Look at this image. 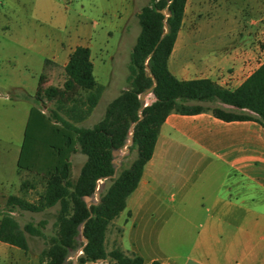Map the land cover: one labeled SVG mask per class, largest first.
<instances>
[{
	"label": "trees",
	"instance_id": "1",
	"mask_svg": "<svg viewBox=\"0 0 264 264\" xmlns=\"http://www.w3.org/2000/svg\"><path fill=\"white\" fill-rule=\"evenodd\" d=\"M185 3L150 0L136 13L139 32L129 53L127 86L107 103L93 125H78L91 113L103 90L94 77L88 46L76 45L68 54L61 87L42 88L40 77L33 95L21 94L32 104L16 166L38 175L44 189L36 202L14 194L7 196L6 208L0 209V241L26 251V233L42 235L31 223L20 226L10 208L38 212L58 204L57 231L39 253V264H73L70 256L78 247L81 253L74 264L106 258L113 264H143L140 255L127 254L118 246L106 251L105 232L137 187L167 115L209 113L225 122L251 120L264 128V61L235 88L207 77L179 79L169 70L168 57L181 27ZM158 9H166L168 15ZM165 26L167 30L160 38ZM153 82V94H148L154 100L141 105L139 94ZM45 100L53 101L54 106L47 107ZM124 146L134 151V156L115 174L112 151ZM77 149L86 158L72 182L70 156ZM28 184L32 187L24 181L22 188ZM85 196L92 200L89 205ZM80 234L85 241L78 240Z\"/></svg>",
	"mask_w": 264,
	"mask_h": 264
},
{
	"label": "rangeland",
	"instance_id": "2",
	"mask_svg": "<svg viewBox=\"0 0 264 264\" xmlns=\"http://www.w3.org/2000/svg\"><path fill=\"white\" fill-rule=\"evenodd\" d=\"M149 2L0 0V209L6 208V198L10 194L36 202L44 189V181L38 175L16 166L26 117L32 104L17 98V93L34 94L40 77L42 88L61 86L69 52L76 45L88 46L94 77L104 90L91 113L78 125H93L102 117L107 103L127 86L129 53L139 32L136 13ZM179 32L176 49L192 46L188 48L190 56L206 47L218 52L234 46L251 50L253 58L246 73L252 72L264 61V0L256 3L215 0L205 4L188 0ZM20 84H23L21 88L11 87ZM225 85L229 88L234 86L230 82ZM153 98L149 99V94L145 96L146 102ZM45 103L47 107L54 106L53 101L45 100ZM186 140L180 133H173V141L166 158L155 171L153 184L162 192V198L174 196V203H179L178 191H188L189 195L183 198L193 205L198 203L200 193L205 197L220 190L224 175L240 174L222 163L218 158L219 151L215 153L197 148ZM133 156L134 151L122 147L114 157L115 174ZM85 158L79 149L71 154L72 182ZM259 168L257 163L253 174L260 177L264 170ZM24 181L32 187L28 184L22 188ZM139 186H149V175L143 176ZM95 196L97 200V193ZM253 197V202L259 203L260 191L255 187ZM10 209L9 213L20 226L31 223L41 231L42 235L26 233L28 249L24 254L27 264H39V253L57 231L58 204L38 212L16 206ZM111 238V235L107 237V248ZM78 240L83 241L81 234ZM8 249L0 244V264H9V259L3 255H11ZM80 249L78 247L70 256L74 262Z\"/></svg>",
	"mask_w": 264,
	"mask_h": 264
},
{
	"label": "crops",
	"instance_id": "3",
	"mask_svg": "<svg viewBox=\"0 0 264 264\" xmlns=\"http://www.w3.org/2000/svg\"><path fill=\"white\" fill-rule=\"evenodd\" d=\"M192 1L205 4L215 0ZM179 30L167 62L177 78L207 77L227 88L225 83L230 82L234 84L231 88H235L251 73H246L253 58L251 50L234 46L218 52L206 47L190 56L188 48L192 46L176 49ZM22 93H17L16 97L23 99ZM173 133H180L197 148L219 151L222 163L240 175H224L222 188L205 197L200 193L197 204L186 202L183 197L189 192L185 190L177 192L179 203H174V196L162 198V192L154 187L153 178L166 158ZM257 163L263 171L264 128L258 123L251 120L225 122L209 113L168 114L137 187L127 197L124 209L107 227L106 251L118 246L127 254L140 255L143 264L152 261L159 264H264V175L260 178L253 174ZM144 175H149L148 187L139 186ZM254 187L260 191L259 203L253 202ZM109 235L112 241L107 248ZM0 244L10 248L11 255L3 254L9 264H27L24 255L27 250L18 251L17 246L2 241ZM85 264H113V261L106 258Z\"/></svg>",
	"mask_w": 264,
	"mask_h": 264
},
{
	"label": "water",
	"instance_id": "4",
	"mask_svg": "<svg viewBox=\"0 0 264 264\" xmlns=\"http://www.w3.org/2000/svg\"><path fill=\"white\" fill-rule=\"evenodd\" d=\"M158 10H159V12H161V13H163V14H165V15H168V12H167L166 9H158ZM166 30H167V29H166V26H165L164 31H163L162 34L160 35V38L163 36V34L166 32ZM159 40H160V39H159ZM159 40L154 44V46H153V48H152L150 54L154 51L155 47H156L157 44L159 43ZM147 75H150V74L147 72ZM154 85H155V82H153L151 86H149L148 88H146L144 91H142V92L139 94V99H140L141 105H146V104H147V102H146V100H145V96H146L149 92L152 93V88H153ZM152 94H153V93H152ZM152 100H154V98H153ZM152 100H150L149 102H151ZM149 102H148V103H149ZM131 128H132V127H131ZM130 142H131V139L128 140L127 144H129ZM118 152H119V149H114V150L112 151V155H113V157H115L116 154H117ZM112 161L114 162V158L112 159ZM85 201H86V204L89 205V204L91 203V202H90V197L85 196ZM82 239H83L84 241L86 240L84 237H82ZM80 251H81V249H80ZM75 257H76V256H75Z\"/></svg>",
	"mask_w": 264,
	"mask_h": 264
},
{
	"label": "built area",
	"instance_id": "5",
	"mask_svg": "<svg viewBox=\"0 0 264 264\" xmlns=\"http://www.w3.org/2000/svg\"><path fill=\"white\" fill-rule=\"evenodd\" d=\"M79 253H81V251Z\"/></svg>",
	"mask_w": 264,
	"mask_h": 264
}]
</instances>
